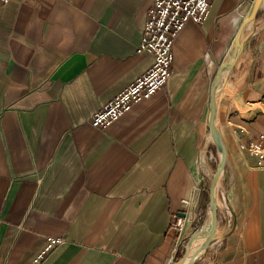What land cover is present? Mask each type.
<instances>
[{"label":"crops","instance_id":"1","mask_svg":"<svg viewBox=\"0 0 264 264\" xmlns=\"http://www.w3.org/2000/svg\"><path fill=\"white\" fill-rule=\"evenodd\" d=\"M155 1L0 5V264H173L200 244L219 161L211 90L253 0H210L176 36L165 85L95 128L153 64L138 48ZM216 96L226 162L194 264H264V165L246 149L264 145V0Z\"/></svg>","mask_w":264,"mask_h":264},{"label":"built area","instance_id":"2","mask_svg":"<svg viewBox=\"0 0 264 264\" xmlns=\"http://www.w3.org/2000/svg\"><path fill=\"white\" fill-rule=\"evenodd\" d=\"M7 1L0 0V5ZM209 3L210 0L154 2L148 11V20L143 27L142 40L138 48V52L153 56V64L92 116L93 127L107 128L128 112L135 103L145 97H151L165 85L172 71L173 44L176 36L187 21L202 22L208 13ZM246 149L258 159L259 164H264L263 144L250 143ZM176 225L181 230L178 222ZM61 242V239L50 238L46 250Z\"/></svg>","mask_w":264,"mask_h":264},{"label":"water","instance_id":"3","mask_svg":"<svg viewBox=\"0 0 264 264\" xmlns=\"http://www.w3.org/2000/svg\"><path fill=\"white\" fill-rule=\"evenodd\" d=\"M263 0H253L252 5L246 14L245 18L243 19L234 39L232 42V48L229 54V58L220 66L217 77L213 83L212 90H211V101L209 107V116H208V127L210 136L212 141L214 142L216 149L219 154V161L217 169L212 177L210 188H209V223L206 226L203 237L195 249V251H190V244L186 247L183 255L180 257L178 261L173 264H194L199 259H201L207 252L210 244L214 240V235L217 226V188L220 179V175L224 169L225 162H226V151L224 148V144L220 137L219 131L217 129V101L216 95L217 90L220 86L223 74L228 72L233 67L235 61L237 60L241 50H242V37L246 27L255 19L258 9L260 8Z\"/></svg>","mask_w":264,"mask_h":264},{"label":"rangeland","instance_id":"4","mask_svg":"<svg viewBox=\"0 0 264 264\" xmlns=\"http://www.w3.org/2000/svg\"><path fill=\"white\" fill-rule=\"evenodd\" d=\"M259 164V163H258ZM259 165H264V164H259ZM224 213L226 214V215H229V208H228V206L227 205H225L224 206ZM184 253V252H183ZM183 255V254H182ZM180 259V258H179Z\"/></svg>","mask_w":264,"mask_h":264},{"label":"bare ground","instance_id":"5","mask_svg":"<svg viewBox=\"0 0 264 264\" xmlns=\"http://www.w3.org/2000/svg\"><path fill=\"white\" fill-rule=\"evenodd\" d=\"M217 204H218V201H217ZM219 206V205H218ZM202 239H200V242H201Z\"/></svg>","mask_w":264,"mask_h":264}]
</instances>
